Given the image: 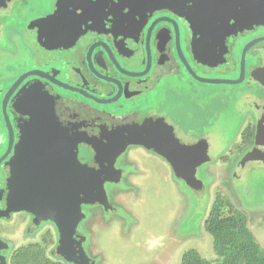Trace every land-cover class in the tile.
I'll return each mask as SVG.
<instances>
[{"label":"flooded vegetation","instance_id":"flooded-vegetation-1","mask_svg":"<svg viewBox=\"0 0 264 264\" xmlns=\"http://www.w3.org/2000/svg\"><path fill=\"white\" fill-rule=\"evenodd\" d=\"M16 1L0 0V54L14 62L0 73V264H37L18 259L36 247L43 261L64 264L53 257L62 255L74 264L59 250L60 224L30 210L20 188V157L26 143L34 145L24 136L47 117L49 152L62 144L74 153L70 174L78 188L80 161L87 160L99 193L90 202L103 198L107 182L122 183L118 159L129 146L173 166L171 152L155 143L160 133L149 130L166 118L163 96L205 115L219 112L228 96L249 99L255 116L240 141L249 144L244 153L256 146L264 126V0H21L18 11ZM228 3L232 14L220 6ZM15 33L23 41H14ZM223 80L243 85L225 89L221 84L235 83ZM168 129L166 137L181 142L175 125ZM72 137L82 140L69 143Z\"/></svg>","mask_w":264,"mask_h":264},{"label":"rangeland","instance_id":"rangeland-1","mask_svg":"<svg viewBox=\"0 0 264 264\" xmlns=\"http://www.w3.org/2000/svg\"><path fill=\"white\" fill-rule=\"evenodd\" d=\"M20 4L17 0L12 8L18 11ZM13 37L23 41L16 33ZM13 63L0 54V73L13 69ZM221 85L240 89L243 84ZM176 100L161 97L158 106L165 108L162 116L166 118L149 127L160 133L155 143L168 155L171 152L176 171L163 156L144 146L128 147L118 159L125 169L122 183L107 182L102 200L85 202L77 223L78 248L85 264H180L182 254L190 248L215 259L213 239L203 222L217 191L244 218L264 251V164L258 160L241 164L243 151L240 156L236 148L245 124L255 116L247 106L249 99L228 96L219 112L208 115L195 108L190 112L180 105L176 108L172 106ZM170 123L183 138L181 142L173 135L166 137ZM83 161L87 160L80 163L86 164ZM15 239L17 245L23 243V239ZM53 257L71 264L62 255ZM44 258L36 247L22 249L18 259L41 262Z\"/></svg>","mask_w":264,"mask_h":264},{"label":"water","instance_id":"water-1","mask_svg":"<svg viewBox=\"0 0 264 264\" xmlns=\"http://www.w3.org/2000/svg\"><path fill=\"white\" fill-rule=\"evenodd\" d=\"M260 1L256 0L255 2L260 4ZM220 6L232 14L230 9L233 3L220 4ZM257 17L259 19L263 18L260 13ZM223 81L237 83L240 80ZM49 127V117H47L39 125L37 123L33 124L31 127L33 131L24 136L29 137L34 145L31 146L26 143V148L20 157L23 165V181L20 188L24 195L32 200L30 210L60 224L62 234L59 241V250L66 253L67 260L74 264H85L81 260L78 248L79 242L74 237L76 225L82 217L80 202L92 201V198L99 197V193L93 192L91 189L92 171L83 164L80 165V178L83 175L86 176L81 178L82 187H76L70 174L74 153H71L66 145L62 146L60 144L54 154H50L47 143ZM260 128L256 134V146L243 154L241 164L250 160H258L264 164V150L257 147L259 145L264 147V142L262 143L259 140L262 137L264 126ZM81 140L72 137L68 142L76 143ZM85 140L91 141V139ZM20 207L26 208V205L20 204ZM75 243H77V246Z\"/></svg>","mask_w":264,"mask_h":264},{"label":"trees","instance_id":"trees-1","mask_svg":"<svg viewBox=\"0 0 264 264\" xmlns=\"http://www.w3.org/2000/svg\"><path fill=\"white\" fill-rule=\"evenodd\" d=\"M245 142L243 140L236 146L240 156V152L248 148L249 144ZM223 158L227 159L228 155ZM203 223L204 229L212 236L215 259H207L195 248H190L182 254L180 264H264V251L253 232L220 191L216 192ZM35 263L53 264L48 260Z\"/></svg>","mask_w":264,"mask_h":264},{"label":"bare ground","instance_id":"bare-ground-1","mask_svg":"<svg viewBox=\"0 0 264 264\" xmlns=\"http://www.w3.org/2000/svg\"><path fill=\"white\" fill-rule=\"evenodd\" d=\"M50 219V218H49Z\"/></svg>","mask_w":264,"mask_h":264}]
</instances>
